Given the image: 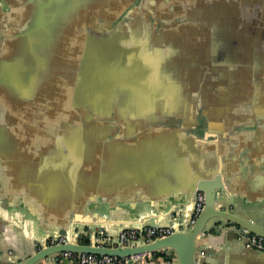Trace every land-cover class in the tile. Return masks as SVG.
Here are the masks:
<instances>
[{"label": "crops", "instance_id": "crops-1", "mask_svg": "<svg viewBox=\"0 0 264 264\" xmlns=\"http://www.w3.org/2000/svg\"><path fill=\"white\" fill-rule=\"evenodd\" d=\"M216 1L223 10L225 2ZM37 4L0 2V71L23 73L22 84L32 89L21 94L0 80L1 261L25 260L37 250V240L49 233L72 229L77 236L81 231L87 235L109 220L108 232L114 236L118 223L146 215L156 220L168 217L187 200L177 190L214 166L224 198L216 207L224 204L238 217L264 226V54L255 58L257 65H232L231 73L240 70L239 77L233 74L238 80L224 81L221 86L230 90L224 88L203 101L195 127L175 122L141 131L136 142L107 138L98 148L99 130L93 122L88 123V133L82 132L80 102L70 91L73 78L67 77L75 70L72 57L79 33L66 31L61 22L50 34H21L19 29L29 26ZM235 22L242 20L237 17ZM151 34L142 32L137 40L155 39L156 32ZM179 35L185 41L192 38ZM250 36L264 40L256 32ZM243 70L249 77L243 78ZM210 225L196 240L197 255L204 249L202 255L211 264H264V252L243 245L239 226ZM159 253L130 264H178L171 250ZM34 264L71 263L48 257Z\"/></svg>", "mask_w": 264, "mask_h": 264}, {"label": "water", "instance_id": "water-1", "mask_svg": "<svg viewBox=\"0 0 264 264\" xmlns=\"http://www.w3.org/2000/svg\"><path fill=\"white\" fill-rule=\"evenodd\" d=\"M39 1L31 23L28 27L22 24L19 31L34 34L41 30L50 34L63 22L66 31L79 33L76 56L72 57L75 70L67 73L69 79L73 78L74 87L72 90L67 87L80 102L82 132L88 133L90 121L98 128V148L107 138L115 136L136 142L141 131L175 122L180 127H195L203 101L221 94L224 88L230 90V86H221L224 81L230 84L234 78L238 80L240 70L231 73L232 65L254 62L257 65L255 58L264 54V40L250 36L255 32L264 35V0H221L225 2L223 10L216 0ZM203 8L206 10L202 11ZM202 16L207 19L202 21L199 19ZM237 17L241 18V24L235 22ZM142 32L151 35L156 32L155 39L138 41L137 35ZM123 33L135 36L124 38ZM180 33L192 38L185 41ZM234 34L237 35L233 37ZM234 68L248 69V66ZM242 72L243 78L249 77L248 70ZM22 79H26L23 73L12 75L9 71H0L3 83L26 94L32 89L22 84ZM190 81L193 87L188 88L185 84ZM183 99L195 102L177 101ZM219 174L215 166L207 174H195L190 183L177 190L185 193L187 200L171 210L168 217L156 220V216L146 215L136 222L118 223L114 235L131 228L144 230L145 226L172 227L173 231L165 237L147 241L142 235L132 245H123L115 238L101 246L94 245L91 235L105 232L113 236L108 232L109 220H104L96 227L98 230L92 228L87 235L81 231L76 242L37 248L21 262L7 259L0 260V264H34L66 251L129 258L161 250L174 252L178 264H211L202 255L204 249L201 255L196 254V240L205 236L210 223V227L218 222L239 226L243 230L244 246L252 234L264 237V226L238 217L226 210L224 204L216 207V202L224 199ZM197 192L203 193L204 205L191 223ZM72 233L70 229L43 237ZM134 262L141 261L130 260L129 264Z\"/></svg>", "mask_w": 264, "mask_h": 264}, {"label": "built area", "instance_id": "built-area-1", "mask_svg": "<svg viewBox=\"0 0 264 264\" xmlns=\"http://www.w3.org/2000/svg\"><path fill=\"white\" fill-rule=\"evenodd\" d=\"M204 205V196L202 192H197L196 198L193 202L192 207V219L191 223L194 222L196 217L201 212ZM173 231L172 227H146L144 230L137 228H131L128 230L121 231L116 237L111 236L105 232H101L95 235H91V241L94 245H102V243L111 242L113 239H118L123 245H132L140 239L143 235L146 240H154L157 238L165 237ZM67 241L76 242L77 233H72L68 236L51 235L41 237L37 240V248L40 249L45 246H53L56 244H63ZM246 247L255 249L257 251L264 252V237L252 234L246 243ZM150 254H138L129 258H121L112 255H96L88 253H74L70 251L61 252L56 254V259L64 258L67 259L71 264H129L132 261H145Z\"/></svg>", "mask_w": 264, "mask_h": 264}, {"label": "trees", "instance_id": "trees-1", "mask_svg": "<svg viewBox=\"0 0 264 264\" xmlns=\"http://www.w3.org/2000/svg\"><path fill=\"white\" fill-rule=\"evenodd\" d=\"M159 254H160L159 252H154V253L151 254V256L153 257V256H157Z\"/></svg>", "mask_w": 264, "mask_h": 264}]
</instances>
